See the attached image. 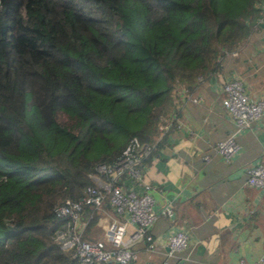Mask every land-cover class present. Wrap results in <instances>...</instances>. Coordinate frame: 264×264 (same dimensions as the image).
Returning <instances> with one entry per match:
<instances>
[{
	"label": "trees",
	"instance_id": "16d2710c",
	"mask_svg": "<svg viewBox=\"0 0 264 264\" xmlns=\"http://www.w3.org/2000/svg\"><path fill=\"white\" fill-rule=\"evenodd\" d=\"M263 13L264 0H0V264H77L55 207L131 136L153 145L175 86L218 69Z\"/></svg>",
	"mask_w": 264,
	"mask_h": 264
},
{
	"label": "crops",
	"instance_id": "0c3cea01",
	"mask_svg": "<svg viewBox=\"0 0 264 264\" xmlns=\"http://www.w3.org/2000/svg\"><path fill=\"white\" fill-rule=\"evenodd\" d=\"M231 76L244 80L251 97H264V13L218 69L199 76L191 88L172 90L174 108L165 118L170 122L142 160L157 216L151 239L132 244L135 256L128 264H159L168 234L179 228L189 241L176 264H252L264 256V185L245 181L247 168L264 156V113L237 133L240 146L229 161L215 152L218 139L235 130L222 102V83ZM120 180L124 187L143 190L131 178ZM169 203L171 211L164 212ZM117 217L108 197L100 206L85 205L82 235L103 239L106 225ZM134 227L128 223L126 232Z\"/></svg>",
	"mask_w": 264,
	"mask_h": 264
},
{
	"label": "built area",
	"instance_id": "2783aa9c",
	"mask_svg": "<svg viewBox=\"0 0 264 264\" xmlns=\"http://www.w3.org/2000/svg\"><path fill=\"white\" fill-rule=\"evenodd\" d=\"M223 107L235 125V130L218 139L215 152L229 161L240 144L236 135L264 113V97H251L245 89L244 80L231 76L223 81ZM166 119L161 127L168 126ZM153 145L131 136L113 163L100 162L90 173L93 183L87 185L85 193L77 199L65 198L55 207V212L65 221L55 232V238L63 248H71L77 256V264H128L135 256L132 244L139 239H151L150 227L156 219L154 197L150 184L142 176L141 163ZM209 159L208 155L203 156ZM128 177L142 186L137 192L133 187H124L121 178ZM245 181L249 185H264V156L247 168ZM113 206L118 217L104 229V238L89 239L82 235L86 220L81 218L85 205L100 206L104 198ZM171 211L170 203L163 208ZM128 223H134L132 231L126 232ZM188 233L176 229L167 236V250L159 264H176L175 257L188 245ZM244 264V263H241ZM252 264H264V256Z\"/></svg>",
	"mask_w": 264,
	"mask_h": 264
},
{
	"label": "rangeland",
	"instance_id": "374dc122",
	"mask_svg": "<svg viewBox=\"0 0 264 264\" xmlns=\"http://www.w3.org/2000/svg\"><path fill=\"white\" fill-rule=\"evenodd\" d=\"M65 249H71V248H65Z\"/></svg>",
	"mask_w": 264,
	"mask_h": 264
}]
</instances>
